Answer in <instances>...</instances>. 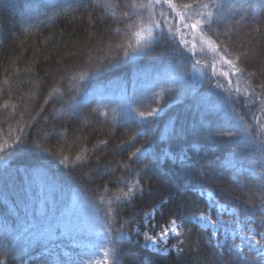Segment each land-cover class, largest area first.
Returning a JSON list of instances; mask_svg holds the SVG:
<instances>
[{"label": "trees", "instance_id": "1", "mask_svg": "<svg viewBox=\"0 0 264 264\" xmlns=\"http://www.w3.org/2000/svg\"><path fill=\"white\" fill-rule=\"evenodd\" d=\"M76 3L77 0H0V105L9 97L10 103L17 105L14 116L9 115L10 108L0 107V147L5 150L0 154L12 153L6 164H0V224L7 215L11 230L15 221L11 236H0V251L4 245L10 250L25 251L21 260L9 259L7 264H40L42 249L30 245L29 238L46 228L49 221L56 224L62 214L70 211L76 224V244L58 240L56 247H49L54 249L53 256L59 253L64 259H77L76 253L87 248L86 243L91 247L95 242L97 223L103 224L106 219L107 203H101V198L113 199L124 182H134L138 174L143 191L137 192L131 203L120 201L113 205L117 209L114 230H121L124 221L132 222L122 229L130 239L117 244L119 264H216V256L200 240L196 228L190 237L169 240L171 246L177 239H185L183 257L175 251L162 255L145 248L143 233H159L170 212L186 199L185 189L195 184L194 191L188 194L194 197L199 185L206 183L192 176L188 164L218 166L221 179L211 187L237 204L234 195L244 193L237 190L233 194L227 183L230 161L239 162L249 150L236 139L222 135L218 125L224 121L225 112L210 99L205 102L208 88L196 83L191 65L179 67V72L186 74L184 80L170 82L175 75L171 47L161 43L150 54L117 61L116 51L109 52L99 43L112 39L108 31L115 25L103 19L100 8L92 12L91 22L84 9L76 11L74 18L65 15L64 10L74 8ZM258 3L259 0H243V8H237V18L242 15L246 25L253 22L254 16L260 19ZM121 42L127 43V38ZM251 47L254 51L247 65L249 70L262 58L264 28ZM88 56L92 58L90 63ZM97 67L100 71L94 75L80 78L78 69ZM66 69L77 71L66 74ZM161 70L165 74L158 80ZM70 75L78 79L72 81ZM136 76L147 81L134 83ZM53 87L60 92L49 99ZM162 89L169 90L157 97L155 94ZM85 94L87 103L81 105L80 97ZM69 101L78 111L66 110ZM130 108H157L158 113L141 122L134 112L129 116ZM236 110L247 111L240 106ZM133 134L137 136L135 147L147 149L151 162L129 160L126 141ZM164 153L173 158L164 159ZM77 155H84L85 161L76 162ZM156 156L162 157L159 163ZM64 157L71 161L67 166L59 162ZM124 164L131 167L124 168ZM118 177L123 178L119 184ZM224 188L228 191H221ZM154 208L155 218L145 225V213ZM190 240L199 241V251H188Z\"/></svg>", "mask_w": 264, "mask_h": 264}, {"label": "snow or ice", "instance_id": "2", "mask_svg": "<svg viewBox=\"0 0 264 264\" xmlns=\"http://www.w3.org/2000/svg\"><path fill=\"white\" fill-rule=\"evenodd\" d=\"M238 7L243 8V0H77L74 8L69 6V9L64 10L65 15H72L74 18L76 11L84 9L91 22L92 12L97 8L102 9L103 19L111 20L115 26L110 27L108 31L112 39L107 43H99L109 52L116 51L117 61H131L142 54H150L161 43L171 47L170 59L175 75L170 78V82L176 84L184 80L186 74L180 73L179 67L191 65L202 81L207 80L209 86L217 90L213 95L217 97L219 108L225 112L224 121L218 125L222 135L236 139L249 150L239 162L230 161L231 175L227 183L231 186L233 194L237 190L244 193L234 195L237 204L224 199L211 187L217 179H221L218 166L214 163L204 166L187 165L194 178L206 183L199 185V192L195 193L194 197H189L188 194L194 191L195 184L185 189L186 199L178 203L176 211L170 212L160 226L159 233H143L144 247L155 253L167 255L175 251L178 257H183L185 239H177V242L169 247V237H190L192 229L196 228L200 240H203L216 256V264H253V261H256V264H264V52L251 70L247 67L254 51L251 45L264 28V23L261 22L264 20V0H259L258 3L260 19L254 16L251 24L243 23L242 15L237 18ZM123 38H127V43L121 42ZM209 54L210 60L206 59ZM91 59V56H88L87 62L90 63ZM202 60L207 71H200ZM26 71L30 72L31 68ZM73 71L77 69H66V74ZM78 71L80 78L87 79L100 71V68ZM69 78L72 81L78 79L75 75H70ZM168 90L162 89L155 95L162 97ZM59 92L58 88L53 87L48 98ZM2 94L3 89H0V95ZM62 96L63 94H60V98ZM87 100L85 94L80 97L79 103L83 105ZM10 101L11 97L0 107L10 108L9 115L14 116L17 114V105ZM47 102L45 99V103ZM237 106L247 111L238 112ZM66 110L74 113L78 111V107L69 101ZM133 112L141 122H146L157 115L158 109L138 111L130 108L129 116ZM20 118L23 119V113ZM127 122L125 120V126ZM60 135L63 136L64 133ZM136 141V134L126 141L129 148L125 150L129 152V160L135 158L133 163L142 160L151 162L152 157L147 149L135 147ZM235 151L232 150L234 155ZM3 152L5 150L0 147V153ZM48 154L52 155L51 152ZM11 155L10 151L0 154V164H6ZM162 157L173 158L168 153L162 154ZM162 157L156 156V162L159 163ZM85 159L84 155L76 156L78 163H83ZM59 162L65 166L71 163L68 157ZM123 167L129 168L131 165L124 164ZM122 180V177H118L117 183ZM142 191L137 174L134 182H124V187L118 189V194L114 195L113 199L105 201L101 198V203H107L104 210L106 219L103 224L97 223L94 231L96 240L92 246L76 253L78 259H64L59 253L53 256L54 249L49 247L50 244L56 247L55 242L58 240L76 244V236L73 235L76 224L72 213L69 211L62 214L56 224L49 221L46 228L29 238L30 245L42 249L38 257L40 264H119L120 252L117 244L123 239H130L129 234L122 229L132 222L124 221L121 223V230H114L112 222L116 220L117 209L113 205L120 201L131 203L136 193ZM156 211L157 208H154L152 212L145 213V225L149 223L150 218H155ZM9 221L10 217L6 215L4 222L0 224V236L7 238L15 230V221L12 220L11 230ZM136 234L141 235L138 228ZM193 250L199 251V241L190 240L188 251ZM24 255L26 253L23 248L18 251L10 250L4 245L3 251H0V264H7L9 259L21 260ZM228 257L231 258L230 261Z\"/></svg>", "mask_w": 264, "mask_h": 264}, {"label": "rangeland", "instance_id": "3", "mask_svg": "<svg viewBox=\"0 0 264 264\" xmlns=\"http://www.w3.org/2000/svg\"><path fill=\"white\" fill-rule=\"evenodd\" d=\"M206 59H211V55L209 54L207 57H206ZM217 67L219 68L220 66H219V64L217 65ZM164 71V70H163ZM200 71H207V69L204 67V60H202L201 61V66H200ZM162 72V70L159 72V74L157 75L158 76V80L160 79V78H162V76H164V74H165V72H163V73H161ZM193 72L194 73H191V76H193L194 78H195V80H196V83L198 84V85H203L205 88H208V91H207V93L205 94V97H204V100H205V102L206 103H208L209 102V99H210V102L214 105V106H218V104H217V97L215 96V95H213V93L215 92V91H217L216 89H214V88H212V87H210L209 86V84H208V82H207V80H201L200 79V76H199V73L198 72H196L195 70H193ZM156 76V77H157ZM222 79V78H221ZM234 79V78H233ZM145 81H147V79L145 78V77H139V76H136L134 79H133V82L134 83H136V82H138V83H141V82H145ZM241 87H243V83L241 84ZM219 107V106H218ZM172 238H177V237H169V240H171ZM173 244H175V243H173ZM172 244V245H173ZM86 245V247L87 248H89V246H90V243H86L85 244ZM169 247H171V246H169ZM78 259V258H77Z\"/></svg>", "mask_w": 264, "mask_h": 264}]
</instances>
